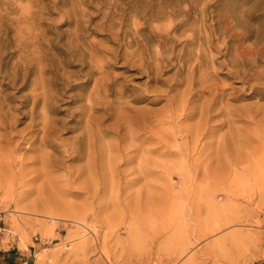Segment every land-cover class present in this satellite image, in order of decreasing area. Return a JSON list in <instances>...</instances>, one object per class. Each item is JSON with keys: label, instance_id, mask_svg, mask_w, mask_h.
Segmentation results:
<instances>
[{"label": "rangeland", "instance_id": "obj_1", "mask_svg": "<svg viewBox=\"0 0 264 264\" xmlns=\"http://www.w3.org/2000/svg\"><path fill=\"white\" fill-rule=\"evenodd\" d=\"M39 79L56 145L0 128V246H32L31 264H264V0H0V95ZM89 97L114 107L87 139L91 111L68 126Z\"/></svg>", "mask_w": 264, "mask_h": 264}, {"label": "bare ground", "instance_id": "obj_2", "mask_svg": "<svg viewBox=\"0 0 264 264\" xmlns=\"http://www.w3.org/2000/svg\"><path fill=\"white\" fill-rule=\"evenodd\" d=\"M35 43V42H34ZM33 43V44H34ZM24 44V43H23ZM19 45H21V43H19ZM83 58V57H82ZM148 61V60H147ZM146 61V62H147ZM89 62V61H88ZM83 63V62H82ZM85 65V64H84ZM88 69L84 74H88V73H102L101 69H99L98 67L95 66V69L93 68V65H91L90 63L88 64ZM144 65V63H143ZM150 65V64H149ZM147 65V66H149ZM30 66V65H29ZM146 66V67H147ZM34 66L28 67V73L29 72H34L33 68ZM152 67V66H151ZM27 68V69H28ZM154 68V66H153ZM155 69V68H154ZM180 69V68H178ZM177 69V70H178ZM193 69V68H192ZM199 69V68H198ZM176 70V71H177ZM35 71H37L38 73H44L46 71H50V68H36ZM179 71V70H178ZM18 72V71H17ZM20 72V71H19ZM18 72V73H19ZM151 72V71H150ZM154 72V71H153ZM156 72V71H155ZM27 71H25V76L28 74ZM22 75V74H21ZM151 75V74H150ZM189 75V74H188ZM85 76V75H84ZM24 77V76H23ZM54 77V76H53ZM60 77V76H59ZM104 78V76H103ZM153 77H151L152 79ZM157 78V76H156ZM197 78V77H196ZM22 79V77L20 76V74H13L12 77H10L8 85H11L12 88H15L16 92H19L21 89L25 88L27 85V80L26 79H22L20 81V83L17 85L18 81ZM42 79V77L40 78ZM39 79V80H40ZM107 81H109L108 79H106ZM156 80V79H155ZM193 80V79H192ZM117 81V80H116ZM113 79H111V81L109 82H105L102 81L100 82V88L98 89L99 92H101V90H105V94L106 93V89L105 86L107 87L108 91H110L111 93L115 92L114 85L116 86L117 84H115V82ZM180 83V82H179ZM178 83V85H179ZM181 83H183L181 81ZM63 85V83H61ZM78 84V83H76ZM76 84H70L69 87L67 89H72L75 87ZM51 80L47 79V80H40L38 82H34L31 87L30 90L28 92H25L21 95L15 96L14 94L10 95H0V128H3L5 130V135H9V133L11 131L7 130L8 127H15L16 123H24V126L22 128V130H20L21 132L24 130H28V132L30 133V136L28 137V139L30 137H32L31 141L29 140V146L30 149H35V142L37 139H39V146H47V145H56L55 141H54V137L53 134L55 133V127L53 122H55L56 118L54 119L52 117L51 112H60V109L56 110L54 109V105H55V95L53 93L50 92L51 90ZM105 85V86H104ZM173 85V84H171ZM171 89H173V86H171ZM117 87V86H116ZM192 87V86H191ZM118 88V87H117ZM62 91V90H61ZM21 92V91H20ZM130 92L133 93V90L130 89ZM129 92V93H130ZM136 92V91H135ZM104 93V91H103ZM109 93V92H108ZM222 93V92H221ZM56 94V93H55ZM110 94V93H109ZM123 95V94H122ZM130 95V94H129ZM134 95V93H133ZM224 95V94H223ZM71 102H78V101H82L84 100V96L82 94H77L76 96H71ZM122 97V96H121ZM199 97V96H198ZM216 97V96H215ZM224 97V96H223ZM60 98V97H59ZM201 98V97H200ZM118 99V98H117ZM132 100H137L138 97L136 95L132 96L131 98ZM217 99V98H216ZM18 100L19 103L15 104L13 103V101ZM58 100V99H56ZM215 100V99H214ZM218 100V99H217ZM115 102V101H114ZM214 103V102H213ZM218 103V102H217ZM79 107L76 106V108L74 110L71 111V115L72 118L69 120H74L76 123L68 126L69 129L71 130H76L78 128H82L80 127L81 125H79L80 121H83L82 119L84 118V116L87 114L88 111H91L89 118H86L85 120V127H83V130L80 131V134L77 135V137H85L87 139H89V131L90 129H88V126L90 124V120L91 117H93L92 112L96 111V110H104L105 113L107 114L108 117H112L113 114L112 112L109 111L110 108L114 107L112 101L109 102V100L107 101V99H102L101 97H97V98H91L89 97L87 102H79L78 103ZM214 105V104H213ZM211 105V106H213ZM116 106V104H115ZM184 106V105H183ZM200 106V105H199ZM215 106V105H214ZM222 106V105H221ZM57 107V106H56ZM175 108V107H174ZM206 108V107H205ZM223 109L224 107H220L219 109ZM70 109V108H69ZM210 109V107H209ZM212 109V108H211ZM207 110V109H206ZM206 110L203 108L199 111V115L202 117L203 115H205ZM230 111V110H229ZM177 112V111H175ZM210 112V110H209ZM228 112V111H226ZM78 114L79 117L75 118V114ZM51 114V115H50ZM89 114V113H88ZM180 115V113H178ZM182 114V113H181ZM210 114V113H209ZM188 118H190L191 116L196 115L195 111H190L187 112L186 114ZM208 115V113L206 114ZM101 116V115H100ZM106 116V115H105ZM99 118V117H98ZM58 120H62V118H57ZM100 119V118H99ZM204 120V117H203ZM66 123V121L63 122V124ZM53 124V125H52ZM176 124V123H175ZM84 125V124H83ZM91 125V124H90ZM92 129V128H91ZM119 129V128H118ZM42 130V134L39 136V131ZM95 130V129H94ZM97 130V129H96ZM13 131V130H12ZM17 132V131H16ZM93 135V134H91ZM11 136V134H10ZM9 136V137H10ZM26 136V135H25ZM91 137V136H90ZM11 139V138H10ZM13 139V138H12ZM25 139V138H24ZM27 140V138H26ZM19 141V140H18ZM94 141V140H93ZM145 141V140H144ZM20 142V141H19ZM76 142V141H75ZM74 142V143H75ZM84 144V143H83ZM77 145V144H76ZM79 145V144H78ZM85 145V144H84ZM87 145V144H86ZM72 146V145H71ZM96 146V145H95ZM120 146V145H119ZM145 146V145H144ZM135 147V146H134ZM77 147L74 146V150ZM192 149V148H191ZM148 150V149H147ZM86 153V152H85ZM78 155V154H77ZM74 156V157H78V156ZM84 156V155H83ZM93 156V155H92ZM92 159V158H91ZM118 163V162H117ZM93 167V166H92ZM83 168V167H82ZM4 169V168H3ZM146 169V168H145ZM117 171V170H116ZM143 172H147L143 171ZM147 184V183H146ZM48 231L49 228H45V231ZM1 231H5V228H1L0 227V232ZM12 236V234H10V237ZM20 239V238H19Z\"/></svg>", "mask_w": 264, "mask_h": 264}, {"label": "crops", "instance_id": "obj_3", "mask_svg": "<svg viewBox=\"0 0 264 264\" xmlns=\"http://www.w3.org/2000/svg\"><path fill=\"white\" fill-rule=\"evenodd\" d=\"M31 245V244H30ZM32 246L26 250H9L3 244L0 246V264H31Z\"/></svg>", "mask_w": 264, "mask_h": 264}]
</instances>
